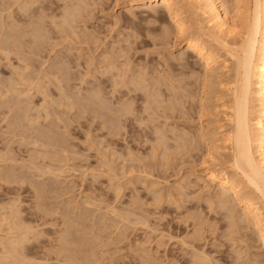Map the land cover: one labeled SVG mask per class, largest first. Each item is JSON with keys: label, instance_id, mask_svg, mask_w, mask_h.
<instances>
[{"label": "rangeland", "instance_id": "obj_1", "mask_svg": "<svg viewBox=\"0 0 264 264\" xmlns=\"http://www.w3.org/2000/svg\"><path fill=\"white\" fill-rule=\"evenodd\" d=\"M134 1L0 0L1 264H264L251 220L204 177L229 166L219 126L235 63L216 43L237 49L257 28L259 63L262 0H244L230 37L207 2L176 0L215 54L207 74L188 70L166 14ZM216 1L231 19L238 0Z\"/></svg>", "mask_w": 264, "mask_h": 264}, {"label": "bare ground", "instance_id": "obj_2", "mask_svg": "<svg viewBox=\"0 0 264 264\" xmlns=\"http://www.w3.org/2000/svg\"><path fill=\"white\" fill-rule=\"evenodd\" d=\"M199 1H202V2L205 1V2H207L209 11L212 14L211 16L213 17V22L214 21L216 22V25L219 28L218 30L223 34V36H225V37L226 36H229L230 37V35L232 36V34H234L235 32H237L235 34H238V31H236L237 22H240L241 21V17L243 16L242 15V11H243L242 9L244 8L243 5H245V4H243L245 2L244 0H238V6L236 7V10L234 11V15H233V17H231V19L228 18L227 14H225V12L222 11V9H221L222 7L219 6V4L217 3L216 0H199ZM178 3H176V0H135L134 2L130 3V6H132L133 9H135V10L136 9H141L142 6H147V7H150V8L154 7V9L153 10L151 9V10L155 13V16H157L156 18L157 19L158 18H161L163 20H164V18L165 19L167 18V22L169 24H171V26L173 27L174 33L173 32L172 33L175 35V38L177 40H182L183 41V48H182L183 49V54L182 53L181 54H182L183 60L185 59V61H186L185 62L186 65L189 67L188 70H190V69L193 70V68H196L194 66L197 63L198 64L200 63V65H204L205 74L212 73L213 66L217 64V59L215 58V54L211 51L210 46H208L209 44L207 45L206 43L204 44V42H202L203 38H201L200 36L199 37H192L188 33L189 32L188 31L189 29H187V27L189 25L187 26L186 23L181 20V18H180L181 14L177 12V9H176V12H174V10H172V8L174 6H176ZM196 3H197V5L200 4V3L198 4V2H196ZM261 4L263 6L262 8L264 9V0H262V3ZM246 5H247V3H246ZM155 6H156L157 9H155ZM160 8H162V10H160ZM163 14L164 15L166 14L165 16H167V17H164L163 18L162 17ZM206 15H208V13ZM211 20H212V18H211ZM254 23L255 22H253V24ZM251 24H252V22H251ZM252 27H256L255 24H254V26H251L249 28L247 26L248 30L252 29ZM256 29L253 28L252 31L251 30L248 31V33L245 36H244V34H245L244 33L243 34L244 39L241 38L242 36L239 37V35H237L242 40V42H240L241 44L238 45L240 47H238L237 49L236 48L233 49L234 47L233 48H229L228 45H227L228 47H226L225 44H224L225 43L224 40H221V41H223V43L222 42H219V41H217V43H216L218 46H220V47L222 46V48L225 49V51L228 53V55L229 54L231 55V56L230 55L229 56L232 57V60H234V63H235V65H234L235 66V70H234L235 71V76L233 77L234 78V81L231 80V81H233L232 87H231V89L227 90V91H229V93H227V94H229V96H230L228 98L229 101L226 102L225 104L224 103L221 104V106L224 108L223 121L227 124V127L224 124L221 125V126H219V130L220 129L222 130L221 131V138H220V141L223 143L222 144L223 145L222 149H224V150L227 149V151L229 150L228 153L230 152L229 155H228V158H226V159H228L227 161H228L229 166L227 168L220 166L218 169H216L215 167H217V166H214V165H212V167L205 166V176L204 177H206V180L208 182H210L211 184L214 183V184L217 185V187L219 188V190L222 192V194L220 193L222 196H228L229 199H231V201H235L236 202L235 205L238 204L241 207V209H242L241 211H243V219H246V220L249 219V220H251V222L253 223V225L255 227V230L257 231V234L256 233L255 234L257 235L258 240L261 241L260 243H262L264 245V53H263V55L260 58L258 57L259 58L258 59L259 60V63H257V64L255 63L254 64L253 61H252V58H253V52H254L253 51V49H254L253 46L255 45V35L257 33V30ZM203 32H204V30H203ZM233 36H235V35H233ZM237 36H235V37H237ZM263 37H264V25H263ZM215 38H214L215 41H216V39L219 40L218 38H216V39ZM13 41H14V39L11 40V42H13ZM236 42H234V43H236ZM263 43H264V41H263ZM16 44H18V43H16ZM16 44L15 45L14 44L12 45V43H10V45L12 47L13 46H16L17 47ZM263 48H264V45H263ZM7 52H8V50H7ZM65 63L66 62L64 61V63H63V60H62V64H65ZM69 64H70V62H69ZM224 64H226V63H224ZM65 65H64V67H65ZM57 66H59V65L57 64ZM64 67H63V69H64ZM225 67H227V66H225ZM222 69H223V67H222ZM55 70L57 71L58 69H55ZM61 72H62V69H61ZM195 76H197V75H195ZM197 77H199V76H197ZM58 80H56V81H58ZM186 83H188V82H186ZM175 85H176V83H175ZM193 85H194V83H193ZM189 87H191V86H189ZM92 90H94V89H92ZM97 90H99V89H97ZM100 91H101L100 92L101 94H99L98 96H100V95L102 96V90H100ZM88 92H90V91H88ZM184 94H185V92H184ZM189 96H190V94H189ZM189 96H187V98ZM177 97H178V95H177ZM94 98H97V97L95 96ZM94 98H92V99H94ZM178 98H180V97H178ZM97 100H98V98H97ZM254 100L257 102V111L256 112H255V109H254V108H256L255 107L256 105L255 106L253 105ZM189 101H190V99H189ZM94 102H96V101H94ZM182 102L183 101H181V103ZM181 103L179 104L180 107L179 108L177 107L179 110L181 109V107H183V105H181ZM128 107H131V105L128 106ZM122 108H124V107H122ZM177 108H176V110H177ZM121 110H123V109H121ZM128 110H130V109L128 108ZM132 111H133V107H132ZM123 112H124V110H123ZM125 112H126V110H125ZM177 112L180 113V111H178V110H177ZM181 112H183L182 109H181ZM174 113H176V112H174ZM180 114H179V116H180ZM111 115H109V116L112 117ZM129 115L132 116V113L129 114ZM115 116H114V118H115ZM126 119H128V118L126 117ZM205 134H206V132H205ZM180 137H182V136H180ZM201 137H202V134H201ZM202 139H204V138H202ZM206 139H208V138H206ZM182 140H183V138H182ZM193 143H194V146H195L196 144H195L194 141H193ZM178 144L179 143H177L176 146H178ZM215 144H216V142H215ZM183 145H184V143H183ZM198 145H199V143H198ZM222 145H220V146H222ZM179 146H180V144H179ZM210 148H211V146H210ZM209 150L210 151L207 150V152H209L208 154H209L210 160H212V156L210 155L211 154L210 153L211 152V149H209ZM192 151H193V149H192ZM188 153H190V151H188ZM208 154H207V156H208ZM205 161H206V159H205ZM207 162H208V160H207ZM207 162L205 163V165L207 164ZM209 163L207 165H210ZM203 164H204V161H203ZM206 180L204 179V181H206ZM244 185L245 186H248V187H245ZM249 187L252 188L251 191L253 193L255 192L257 194V196H256L255 193H254L255 195H252L250 193L248 195L243 194V188L245 190V188H249ZM218 193H219V191H218ZM42 198H45V197H42ZM229 212H232V211H229ZM231 214H233V212ZM232 218H234V217H232ZM69 223H71V222H69ZM76 243H78V242H76ZM76 245H78V244H76ZM135 245H136V243H135ZM71 246L73 247V245H71ZM78 247H79V245L76 246V248H78ZM85 247H87V246H85ZM201 257H203V256H201ZM200 259L202 260V258H199L198 261H200ZM203 259H204V257H203ZM205 259H207V258H205ZM205 259H204V262L205 261H208V259L207 260H205ZM205 263H207V262H205ZM145 264H148V263L146 262ZM207 264H209V263H207Z\"/></svg>", "mask_w": 264, "mask_h": 264}]
</instances>
